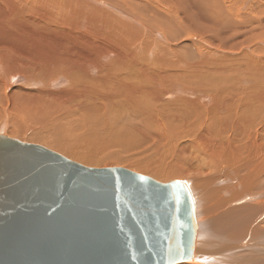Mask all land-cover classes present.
Here are the masks:
<instances>
[{
  "label": "bare ground",
  "instance_id": "6f19581e",
  "mask_svg": "<svg viewBox=\"0 0 264 264\" xmlns=\"http://www.w3.org/2000/svg\"><path fill=\"white\" fill-rule=\"evenodd\" d=\"M163 1L178 7L182 26L157 8L148 9V0H129L124 5L113 0H0V135L42 142L87 165L98 161L97 156L74 150L76 145L67 140L46 136L41 129L46 127H40L46 119L74 117L79 118L77 127L92 126L106 137L141 134L153 140L161 152L182 164L175 166L172 160L170 169L150 163H133L130 168L163 184L170 178L184 179L193 200L191 188L198 198L194 257L179 264H199V255L206 264H231L226 256L230 250L248 247L257 237L264 240V232L256 227L257 218L264 220V203L261 210V202H256L225 216L230 206L249 197L264 172V86L257 98H223L227 88L207 85L198 73L183 77L182 66L195 70L208 60L186 47L185 34L230 30L232 11L224 0ZM197 3H201L199 11H194ZM247 29L246 37L252 36ZM243 51L244 70L251 73L261 65L262 55L249 45ZM171 79L188 83L173 89ZM104 98L114 106V115L106 116L105 106L87 104ZM191 117L197 123L186 137H178L175 125ZM194 205L196 210L195 200ZM250 208L257 210L247 212ZM257 211L262 213L256 215ZM229 225L227 241L220 235ZM249 236L255 237L249 240ZM250 244L256 246L254 241ZM262 244L255 252L244 250L235 264H264Z\"/></svg>",
  "mask_w": 264,
  "mask_h": 264
},
{
  "label": "water",
  "instance_id": "95a60500",
  "mask_svg": "<svg viewBox=\"0 0 264 264\" xmlns=\"http://www.w3.org/2000/svg\"><path fill=\"white\" fill-rule=\"evenodd\" d=\"M197 227L185 182L0 135V264H179L194 257Z\"/></svg>",
  "mask_w": 264,
  "mask_h": 264
},
{
  "label": "rangeland",
  "instance_id": "374dc122",
  "mask_svg": "<svg viewBox=\"0 0 264 264\" xmlns=\"http://www.w3.org/2000/svg\"><path fill=\"white\" fill-rule=\"evenodd\" d=\"M127 1H129V0H113L112 3L124 5ZM148 1L150 2V4L147 7L148 9L156 10V8H157L160 12H162V14L165 17H169V18L174 19V21H176L177 25L182 26L184 18H183V15L181 14L180 10L178 9V7L173 6L172 4L165 2L163 0H148ZM245 1L247 2V4L243 5V3ZM224 2L226 5L230 6V9L232 11V13H231L232 22L230 23V26H229L230 30H227V29H217V30L210 29L208 31L207 29H203V30L198 29V30L186 33L185 36L188 39L186 41V45H188V44L189 45L188 46L185 45V46L188 48L194 49L195 51L200 52L202 55H206L208 60L205 64L199 65L195 70L194 69H188L186 66H182L181 67L182 71L180 72V74L183 77H193L196 73H198L199 75H201L203 81L207 85L227 88L228 92L222 93L223 98H257L258 91L264 86V0H236L235 2H234V0H224ZM200 4L201 3H197L193 7V10L199 11ZM149 18L154 20V16L152 14H150ZM30 19L32 22H35L34 15H30ZM256 19H257V21H256ZM248 26L252 30L253 35L246 37L245 32L248 31V29H247ZM246 45H249L252 50H256V51L260 52L262 55L260 58H263L261 65L259 67H257L254 71H252L251 73H246L244 70L245 69V63H246V60H245L246 54L244 53L243 49H244V46H246ZM172 46L175 47V45L173 43H172ZM180 47H181V49L185 48L182 46H180ZM94 78H96V75L94 76ZM169 82H170V85L172 86L173 89L175 86L181 88V87H183V85H186L188 83L184 80H176V79H171V80H169ZM201 90L210 93L211 96L213 95L212 91H210V90H206L204 88H201ZM104 99L89 101L87 104H92V105H95L97 107L105 106L106 107V116L109 113L114 115V111H115L114 106H111L109 104V102H108L109 99H106V98H104ZM51 118L46 119L45 125L40 126V127H46L44 129L41 128L42 132H44L46 136L51 137L52 139H55V140H63V141L67 140L68 141L67 143H70L71 145H76V146H74V150L79 149L82 152H85V153L87 152L90 155L92 154V156H94V157L97 156V158L99 160L93 161V162H91L90 165H87L88 163L86 164L83 161V163H84L83 164L82 162H80L76 159L70 158V156L65 154V153H60L58 151H55L56 150L55 148H52L49 145L44 144V143L42 144V142L37 143L36 141H34L30 138L27 140L26 139L22 140V138H16V137H11V136H10V138L18 140L20 142H24V143L39 145L41 147H44L50 151H53V152L59 154V155L65 157V158H67L73 162H76L78 164H82L84 166L91 167V168H98V169H101V168H125V169L130 170L131 168H130L129 164L135 163V164L142 166V164L145 165V164L150 163L149 165L154 166V167H163V169H170V166L174 167L175 164L176 165L182 164V163L176 161L172 155L168 156L167 154H165V152L164 153L161 152L162 150L159 148L160 145H155L153 140L151 141L148 138L145 139L144 135L129 134L127 136L122 135L120 137H114V138L113 137H106L105 135L102 134L101 131H98L95 128L93 129L92 126H87V125L81 124V126L78 125V127H77L76 124H78L79 118L71 117V118H67L66 120H58V121L53 120L54 118H52V120L50 121ZM164 121L170 123L165 118H164ZM171 122H172V119H171ZM196 123H197V119H194L193 117H191L189 120L187 119L184 124H180V123L176 124L175 126H177V127H175V128L178 131L174 132V133H178V137H182V138L186 137L188 130L193 129V126ZM73 125H75V126H73ZM74 127H76V128H74ZM74 129H76V131L77 132L79 131V132L77 133L76 131H74ZM82 129H84L85 134L82 133L83 132V131H81ZM197 130H198V127H196L194 129V131L188 135L189 140L197 132ZM31 131L33 132L36 130L32 129ZM94 131L98 132V133L96 132L98 134V136L96 133H94ZM86 133L90 135V139L89 138L87 139ZM82 134L86 135V136H83V138H82V136H80ZM132 135L133 136L135 135L136 137H133ZM142 137H143V139H142ZM145 141L149 144L145 143ZM83 144H85V145L82 146ZM88 144H90V146ZM148 145H150V146H148ZM88 146H89V148H88ZM80 151H79V153H82ZM155 151H156V153H155ZM93 152H95V153H93ZM169 158L170 159L172 158V159L170 160ZM151 160H152V162H151ZM164 160H167L168 162H165ZM170 161H172V163L174 165L170 164ZM236 166H239V165L236 164ZM232 168H233V166L231 164L228 165V169H232ZM234 169H238V167H234ZM130 171L135 172L137 174H140L137 171L132 170V169ZM143 174H140V175L153 178L152 175L145 174V173H143ZM173 179L174 178H170L168 180H169V182H171V181H185L183 178H182L183 180H181V178H179L180 180H173ZM176 179H178V178H176ZM156 180H158V179H156ZM168 180H166V181H168ZM257 180H258L257 186L247 193L249 195V197H247V198L243 197V199L241 200V203L233 204L232 206H230L227 209L228 211H226L225 216H230L232 213H235L236 211L242 210L243 209L242 207H245L247 205L250 206L251 204H254L256 202H261L260 207L258 209H260V210L262 209V206L264 203V172L260 173L258 175ZM237 182L238 181L234 180V184ZM166 183H168V182H166ZM191 191L193 193L194 200L196 201V215H197L198 201L196 199H198V198H197L195 189L193 190V188H191ZM252 197H256V198L254 200H252ZM242 205H245V206H242ZM238 206H242V207H238ZM256 210L257 209L250 208L247 210V212H254L255 213ZM259 213H260V211H257L256 215H258ZM257 219H259V220L256 223V227L259 226V230L262 233V231L264 232L263 217H260ZM231 220H232V218H229L228 221H231ZM215 228L219 229L220 227H217V225H215ZM229 228H231V225L227 226V229L222 231L223 233L220 235L221 237H223L227 241H229L231 239V237L227 235ZM259 235H257V236H259ZM226 237H228V238H226ZM253 237H255V236H252V237L249 236L248 238L250 240V238H253ZM231 241H234V240H231ZM250 241L256 242V244H254L256 246L254 247L253 245H251ZM250 241H249L248 247H241L240 246V247H237L235 249L230 250L229 253L226 254V256L228 258L229 257L231 258V264H235V261L237 258L238 259L242 258L245 254L249 253L250 251L255 252L254 248H256L258 245H260L264 242V240L260 239L259 237L255 238L253 240H250ZM260 241H261V243H260ZM222 243H225V242H222ZM244 243H246V241ZM196 246H197V244H196ZM260 246H258V247H260ZM237 249L239 251H237ZM244 250L246 253L244 252ZM256 251H258V250H256ZM235 252L237 254H238V252H240V253L243 252V253H241V254L239 253V255H237ZM231 253L233 255H231ZM224 255L221 254V256H224ZM234 255H235V257H234ZM197 258L198 259L201 258V260L198 261L199 264L208 263V262H203L204 256L199 255V256H197Z\"/></svg>",
  "mask_w": 264,
  "mask_h": 264
}]
</instances>
